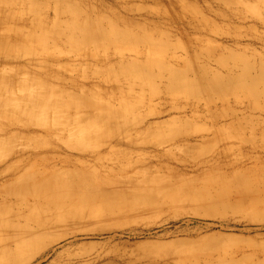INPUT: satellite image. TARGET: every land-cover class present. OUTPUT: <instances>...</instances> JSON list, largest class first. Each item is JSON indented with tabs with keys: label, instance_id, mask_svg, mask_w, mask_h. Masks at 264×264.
Segmentation results:
<instances>
[{
	"label": "rangeland",
	"instance_id": "1",
	"mask_svg": "<svg viewBox=\"0 0 264 264\" xmlns=\"http://www.w3.org/2000/svg\"><path fill=\"white\" fill-rule=\"evenodd\" d=\"M54 148L105 193L37 215ZM40 218L18 264H264V0H0V254Z\"/></svg>",
	"mask_w": 264,
	"mask_h": 264
},
{
	"label": "bare ground",
	"instance_id": "2",
	"mask_svg": "<svg viewBox=\"0 0 264 264\" xmlns=\"http://www.w3.org/2000/svg\"><path fill=\"white\" fill-rule=\"evenodd\" d=\"M209 108H211L210 104L206 105L202 110L196 107L193 111L200 112ZM46 132L49 133L50 131L46 130ZM191 139V136H188L185 138V141H190ZM173 144L176 143L173 142ZM49 151L52 152L40 153L38 151H29L24 154L26 161L33 160L43 165V168H35L31 172L29 180L26 183L27 187L33 185L28 194L34 200L32 206L35 210H38L37 215L41 214V207L46 208L45 210L48 211H55L73 203H81L91 198H97L102 193H105L104 189L101 191L88 189V180L82 177L61 176L60 173L49 171V165H53L55 168L59 165L60 167L67 164L72 165V160L63 156L56 148ZM216 163L217 160L214 159L213 165H216ZM47 222L48 219L40 218L37 224L24 225L14 245L5 247V252L0 254V264H18L33 253L38 254L41 251H48L49 247L59 241L61 237L47 240Z\"/></svg>",
	"mask_w": 264,
	"mask_h": 264
}]
</instances>
